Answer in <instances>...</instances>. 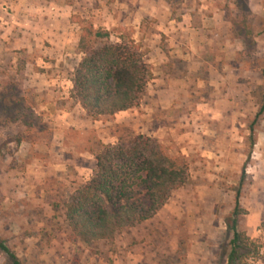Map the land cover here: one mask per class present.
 Returning a JSON list of instances; mask_svg holds the SVG:
<instances>
[{
  "label": "rangeland",
  "instance_id": "obj_1",
  "mask_svg": "<svg viewBox=\"0 0 264 264\" xmlns=\"http://www.w3.org/2000/svg\"><path fill=\"white\" fill-rule=\"evenodd\" d=\"M4 3L0 238L21 263L227 264L239 192L237 228L253 244L242 264H264V113L255 120L264 102V0ZM88 26L110 32L112 43L142 47L152 79L137 108L94 121L73 99ZM179 27L193 30L195 51H206L194 55L195 73L176 65L175 105L164 110L153 63L168 51L164 31ZM189 37L179 39L189 46ZM137 135L183 158L188 183L153 219L113 242H73L66 205L93 177L94 154ZM0 264H8L1 252Z\"/></svg>",
  "mask_w": 264,
  "mask_h": 264
},
{
  "label": "trees",
  "instance_id": "obj_2",
  "mask_svg": "<svg viewBox=\"0 0 264 264\" xmlns=\"http://www.w3.org/2000/svg\"><path fill=\"white\" fill-rule=\"evenodd\" d=\"M109 38L110 32L88 26L78 44L83 58L73 76L72 97L94 121L137 108L152 79L139 44L112 43ZM262 78L264 88V70ZM263 113L264 102L255 120ZM94 158L93 177L66 205L75 243L113 242L125 229L153 219L189 180L185 160L169 157L157 140L144 135L114 146L101 145ZM239 195L228 226L232 239L227 264H242L252 251L253 244L237 228L242 213ZM0 252L8 264H22L1 238Z\"/></svg>",
  "mask_w": 264,
  "mask_h": 264
},
{
  "label": "crops",
  "instance_id": "obj_3",
  "mask_svg": "<svg viewBox=\"0 0 264 264\" xmlns=\"http://www.w3.org/2000/svg\"><path fill=\"white\" fill-rule=\"evenodd\" d=\"M4 2L5 0H0V6L1 5L4 6L5 5ZM5 19L6 17L3 16V13H2V16L0 17V21H2L0 23V29H2L3 31L5 30L7 31V29H4L3 27L4 25L8 24L7 20ZM9 23H12V24L16 23V16L12 17V19L9 20ZM192 31H193L192 29L185 28V27L169 28L164 31V35H167L166 36L168 37L167 42L169 43L168 44L169 48H167L168 49L167 53L162 52L163 50L160 47L155 48V51H160L163 53L162 56L158 54L160 59L159 61H157L158 62L157 64L153 63V66L157 67V70L159 72V77L157 81L159 82L158 84L159 88L157 90V93L159 92L164 93V95H162L163 97L161 96L159 98L158 107H161L164 110H170L175 105V103H173L171 100L173 101L175 100V95H176L175 90L177 89V85H179V80H180L176 76V72H175L176 65L178 63H181L182 65L187 66L189 69V73H195L197 71L196 70L197 68L193 67L192 60L195 57L194 55H197V53L200 50H196L197 51L196 52L192 46L193 45L192 42H194ZM186 36H190L188 39L189 46L188 45L186 46V44L184 45L183 41H180L179 39L181 38V40H183V38H186ZM0 45H2L3 47L6 46V33L5 32L3 34L0 33ZM2 46L0 47V50ZM181 47L182 48L186 47L187 50L182 49L181 51L180 50ZM201 51L203 53L206 50L203 47ZM162 100H164V102ZM123 113L124 112L120 114H123Z\"/></svg>",
  "mask_w": 264,
  "mask_h": 264
}]
</instances>
